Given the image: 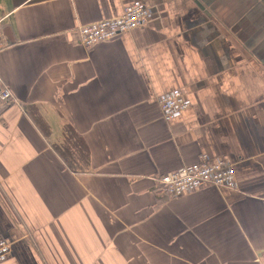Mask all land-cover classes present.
Returning <instances> with one entry per match:
<instances>
[{
	"label": "crops",
	"instance_id": "1",
	"mask_svg": "<svg viewBox=\"0 0 264 264\" xmlns=\"http://www.w3.org/2000/svg\"><path fill=\"white\" fill-rule=\"evenodd\" d=\"M137 1L144 25L81 44ZM0 88V264H264V0H0ZM202 154L235 187L168 196Z\"/></svg>",
	"mask_w": 264,
	"mask_h": 264
},
{
	"label": "built area",
	"instance_id": "2",
	"mask_svg": "<svg viewBox=\"0 0 264 264\" xmlns=\"http://www.w3.org/2000/svg\"><path fill=\"white\" fill-rule=\"evenodd\" d=\"M149 10L142 2L127 5L123 15L104 18L95 23L86 24L79 30V39L85 47L92 48L98 43L111 41L124 33L144 25ZM15 101L9 88L0 89V106ZM157 101L166 122H172L177 115L190 107L183 89H176L159 95ZM236 170L228 160L211 161L209 156L202 154L200 159L191 164H184L176 170L163 174L158 183L169 196L180 197L203 186L234 188ZM11 244L0 236V263L10 256Z\"/></svg>",
	"mask_w": 264,
	"mask_h": 264
},
{
	"label": "trees",
	"instance_id": "3",
	"mask_svg": "<svg viewBox=\"0 0 264 264\" xmlns=\"http://www.w3.org/2000/svg\"><path fill=\"white\" fill-rule=\"evenodd\" d=\"M168 196H169V194H168Z\"/></svg>",
	"mask_w": 264,
	"mask_h": 264
},
{
	"label": "water",
	"instance_id": "4",
	"mask_svg": "<svg viewBox=\"0 0 264 264\" xmlns=\"http://www.w3.org/2000/svg\"><path fill=\"white\" fill-rule=\"evenodd\" d=\"M1 89V88H0Z\"/></svg>",
	"mask_w": 264,
	"mask_h": 264
}]
</instances>
